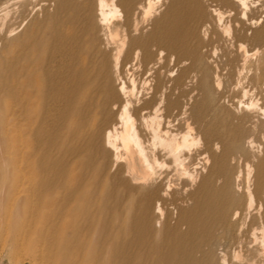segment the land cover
Segmentation results:
<instances>
[{
    "label": "bare ground",
    "instance_id": "6f19581e",
    "mask_svg": "<svg viewBox=\"0 0 264 264\" xmlns=\"http://www.w3.org/2000/svg\"><path fill=\"white\" fill-rule=\"evenodd\" d=\"M37 1L53 14L13 47L25 17L0 29V243L34 235L50 264H264V9L4 4Z\"/></svg>",
    "mask_w": 264,
    "mask_h": 264
},
{
    "label": "rangeland",
    "instance_id": "374dc122",
    "mask_svg": "<svg viewBox=\"0 0 264 264\" xmlns=\"http://www.w3.org/2000/svg\"><path fill=\"white\" fill-rule=\"evenodd\" d=\"M37 2L39 3V5H37L33 9L31 7H29L26 3H24L23 6H21V7L18 6V7H16V9L15 8L11 9L9 7L7 8V6L5 5L6 0H0V17L1 18L4 17L3 15L8 11L4 24H2V26H0L1 27L0 29L3 33L5 31H7L8 29L10 30V27L12 29L13 26L17 27L18 25H21L23 17H25V20L23 21L24 23L22 22L21 27L17 28V30H15L14 33L12 32L11 36L7 39V41H5V43H4L5 46L13 47L15 45V42H16L15 38L26 28L27 25H29L32 22V20L35 19L36 21H39V20L46 18V16L48 18H50V16L53 14L52 7L50 9H48L47 13H44L42 10H40V4H42V3L39 1H37ZM164 2L165 1H163V3ZM249 6H250V9H253V10H256L257 8L258 9H260V8L264 9V0H250ZM1 18H0V25L2 23ZM262 20H264V15L262 16ZM1 31H0V36H1ZM223 77L224 78H222V76H221L220 87L218 89H215V91H214L216 94L215 96H217V97L218 96H220V97L228 96L234 92V90L232 88H230L231 87L230 84L227 83L228 80H227V78H225L224 74H223ZM226 93L227 94L229 93V94L227 95ZM175 188H176V191H178L180 189V187L178 188L177 185L175 186ZM176 195L177 196L181 195L180 190H179V192L176 193ZM15 205H16V203L15 204L10 203L5 208L3 207L4 209H2V210L3 211L5 210L9 213V214L7 212L4 213L5 211L4 212L2 211V214L6 215V216L3 215L4 217H6L5 219H7V218L9 219L14 215L13 213L15 212V208H16ZM13 206H14V208H13ZM9 234H10V232L7 233V235L5 233L1 235V239L3 238L4 240H5V238H6V240H8V238L10 236L11 237L9 238L8 243H6V241H5V243H3V242L0 243V264H50V260L48 258L40 256V254H39L40 253V247H39V244L37 243V240H36L37 238L34 237V235L20 236L18 238L17 236H12V234H10V235ZM4 235H6V236H4ZM13 237H14L13 241L15 243L17 242L18 245L17 244L15 245V243H13L12 245L9 244L12 241ZM23 237H25V238H23ZM27 237H28V239H27ZM22 239L24 241H22ZM34 240H36V241H34ZM0 242H1V240H0ZM3 244L4 245L7 244L8 246L7 245L2 246ZM10 246L11 247L13 246V248H11ZM20 252H22V253H20ZM36 252H37V254H36ZM25 254H27V255H25Z\"/></svg>",
    "mask_w": 264,
    "mask_h": 264
}]
</instances>
